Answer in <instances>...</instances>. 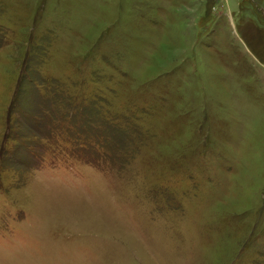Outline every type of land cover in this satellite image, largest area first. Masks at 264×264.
<instances>
[{"label":"rangeland","instance_id":"1","mask_svg":"<svg viewBox=\"0 0 264 264\" xmlns=\"http://www.w3.org/2000/svg\"><path fill=\"white\" fill-rule=\"evenodd\" d=\"M0 264H264V0H0Z\"/></svg>","mask_w":264,"mask_h":264}]
</instances>
